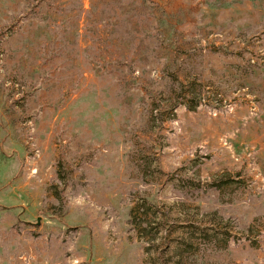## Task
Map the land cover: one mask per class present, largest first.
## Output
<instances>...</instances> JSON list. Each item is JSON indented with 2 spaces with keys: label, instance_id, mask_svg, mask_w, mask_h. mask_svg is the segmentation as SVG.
I'll return each mask as SVG.
<instances>
[{
  "label": "rangeland",
  "instance_id": "obj_1",
  "mask_svg": "<svg viewBox=\"0 0 264 264\" xmlns=\"http://www.w3.org/2000/svg\"><path fill=\"white\" fill-rule=\"evenodd\" d=\"M0 264H264V0H0Z\"/></svg>",
  "mask_w": 264,
  "mask_h": 264
}]
</instances>
